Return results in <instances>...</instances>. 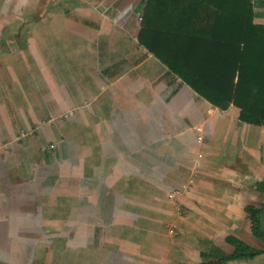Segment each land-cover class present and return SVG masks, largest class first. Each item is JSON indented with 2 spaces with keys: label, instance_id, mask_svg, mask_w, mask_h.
I'll use <instances>...</instances> for the list:
<instances>
[{
  "label": "crops",
  "instance_id": "0c3cea01",
  "mask_svg": "<svg viewBox=\"0 0 264 264\" xmlns=\"http://www.w3.org/2000/svg\"><path fill=\"white\" fill-rule=\"evenodd\" d=\"M25 1L26 13L33 10L35 0ZM107 1L100 2L99 10L94 6L75 7L74 12L82 13L63 14L54 25L48 21L50 15L48 20L39 18L41 24L35 22L37 26H30L22 34L24 42L13 26L23 20L33 25L29 22L35 18L34 12L27 17H23L24 12L6 14L3 7L9 0H0L2 36L7 37L27 81L19 91L14 68L11 71L7 66L9 77L2 68L0 144L11 138L10 132L22 135L23 142L10 144L15 153L21 152L29 160L35 156L37 145L46 146L44 153H37L49 166L43 185L49 186L53 180L59 185L54 187L52 197L42 194L47 199V213L54 215L47 214L44 222L40 218L32 227L57 225L54 231L60 237L51 241L58 240L61 246L59 251H45V255L40 252L37 260H31L34 264H51L46 262L67 259L62 251L70 250L73 253L65 254L79 258V264H264V253L227 260L236 252L264 249L263 241L253 233L257 224L264 231V126L241 123L234 107L226 111L213 108L168 74L166 67L138 43H132L129 35L117 32L112 25L118 16H106ZM253 10L254 22L264 25V0H258ZM7 30L9 36H5ZM51 38L67 47L74 41L72 51L81 42L84 51L92 46L101 52L122 53L114 62L115 57L109 55L97 62L79 54L97 85L100 99L104 97L108 107L98 102L87 113H73L71 125L57 118L79 110V105L69 109L66 100L55 97L60 92L51 85L49 65L57 58L55 48L49 47ZM19 39L21 43L16 42ZM107 40L118 41L119 45L107 48L102 44ZM16 43L18 47L12 48ZM3 57L1 52V65ZM6 59L10 62L12 56ZM55 66L59 72L64 69V63L59 61ZM137 85L138 90L134 87ZM14 93L23 101L24 96L31 99L35 107L38 99L40 118L23 117L16 128L13 116L19 115V108ZM74 96L77 98L73 102L79 101ZM43 114L53 117L49 123L55 124L57 130H47ZM36 118L42 127H36ZM51 143L55 144L53 155L60 162L51 163ZM24 175H20L23 180ZM189 180L193 182L188 192L177 195L174 201L168 199L170 192L181 189ZM58 193L68 200L79 197L77 204L68 207V214L57 211L54 198ZM250 207L262 209L257 224L246 212ZM68 238L71 247L79 246V257L74 252L77 248L65 246ZM3 259L0 264H24V259L14 253L9 255L11 262Z\"/></svg>",
  "mask_w": 264,
  "mask_h": 264
},
{
  "label": "rangeland",
  "instance_id": "374dc122",
  "mask_svg": "<svg viewBox=\"0 0 264 264\" xmlns=\"http://www.w3.org/2000/svg\"><path fill=\"white\" fill-rule=\"evenodd\" d=\"M102 0H35V4L33 6V10H30L29 12H34V19L31 20L29 23H33V25H29L28 22L22 21L16 25L13 26V29H15V32L18 33V36L20 38L24 39L25 36L22 34L27 31V29L30 26H37V24L34 25L35 22H38V24H41V21L47 19V15L51 16L50 21L53 25L58 23V17L63 16V14L66 15H77L82 12L79 11H73L75 7L81 8H90L93 6L97 7L95 10H99V6L102 5L100 2ZM144 0H108L106 3L107 8V15L109 18L110 16H118L115 18V23H113L112 26L117 29V32L120 35H125V37L130 36L131 42H136L137 44V32L139 30V23H140V8L143 4ZM28 7V3H26L25 0H9L8 3H4L3 12L6 14L9 13H20L23 14L24 11H26ZM89 9V10H92ZM29 10V9H28ZM83 11V10H81ZM29 12H24L23 17H27L26 15L29 14ZM87 12V11H84ZM106 12V11H105ZM44 16V17H43ZM14 17V16H13ZM111 17V18H112ZM15 19L16 16L14 17ZM39 18H42V20L39 22ZM5 23V22H2ZM4 26V25H3ZM0 27V57L1 52L4 55V59H2V65L0 73L2 75V68L3 71L7 72L5 73V77L8 76V65L10 66V69L12 71V67L14 68V72L16 75H18V89L19 91H22L21 86L25 88L27 81L26 78L23 76V73L21 70L19 71V66L17 64V61L15 60V57L13 55V51L10 50V44L6 40L7 37L2 36V28ZM127 28V29H125ZM125 29V31H124ZM19 31V32H18ZM10 31H5V36H9ZM21 34V35H20ZM116 38V37H115ZM120 41L123 40L122 36L117 37ZM80 39V38H79ZM17 43H21V39ZM24 42H26V39H24ZM66 42V41H65ZM63 42V43H65ZM15 44V46L17 45ZM58 41H54V39L51 38L50 41V48H55L56 51H54L55 56H57L56 61L53 62V64L49 65V71L51 72V75L53 76V83H51L52 86H55V91H59L60 93L56 94L55 97H62L64 100H66L67 107L69 109L75 108L77 105H79V110H75L73 112H69L67 114H63L64 116H58L57 118H61L63 121L68 120V125H71V122L74 123V114H84L85 112H89L91 108L94 107L95 104H98V102L105 104L106 107H108L107 100L103 97L100 99V94L97 89V85L94 84L93 79L91 76H89V73L85 70L83 63L81 62V59H79V54L88 55L92 58H94L97 62H101L102 58L105 55H109L112 57H115V59L112 60V62L117 60V57H121V54L116 55L114 52H101L97 50V48H94L92 46H87V50L84 51V47L81 45L83 43L79 42V48L74 49L75 42L70 41V47H67L65 44L64 46L56 44ZM118 41H115L114 43L110 40H107L103 42L102 44H107V48H114L118 46ZM12 45V44H11ZM12 48H17L18 46ZM83 47V49H81ZM101 49H104L103 46H101ZM54 50V49H53ZM53 50L50 51V53L53 55ZM17 55L16 53H14ZM12 56V61H8L6 59L7 57ZM65 58L66 60H64ZM106 58V56H105ZM58 61L61 63H64V69L61 70V72L57 71V65ZM68 61V62H66ZM111 71V70H110ZM124 73V72H123ZM120 76V75H119ZM140 77V76H139ZM143 77V75H142ZM141 78V77H140ZM148 86V85H147ZM136 90L139 89V85L134 86ZM28 93L30 94L29 87ZM32 93V92H31ZM7 95L12 96V94H9L7 91ZM77 95L79 98V101L73 102L77 97L74 96ZM15 98H17L18 102V110L19 115H15L16 123L23 119V117L28 116L36 117L38 116L39 107L36 103V107L34 106V103L31 99L28 98V100L25 97V101L16 93H14ZM73 96V97H72ZM33 97V95H31ZM75 98V99H74ZM51 101V100H50ZM25 113L23 115L22 111ZM83 110V111H80ZM14 112V111H13ZM43 120L45 119L46 123L44 124L45 127L49 132H53L57 130L55 127V124L49 123L52 121L53 117L50 115L43 114ZM39 117V116H38ZM92 118V115H90ZM40 118V117H39ZM31 121V120H30ZM13 122V121H12ZM36 127H42L43 125L39 121L38 118H36ZM44 122V121H43ZM48 122V123H47ZM72 123V124H73ZM19 124H15V127L17 128ZM3 124H0V130L3 129ZM70 127V126H68ZM81 129L83 128L82 125H80ZM67 131L69 133L70 129L68 128ZM25 134V133H24ZM39 134H42V129H39ZM87 134L89 137H91V128H88ZM22 136V135H21ZM21 136L14 134L12 135V132H10V137L5 139V143L3 145L0 144V259H3L5 263H9V255L10 253H14L15 255L19 256V258H23L24 260L22 263L24 264H34V261L31 260L38 258V253L42 252L41 255H45V251H59L58 248L61 246L60 242L56 240L55 242H52L51 239L53 238H59L60 236L56 231H54L57 228V225L55 224L51 225V223L47 226L42 225V227L34 228L32 227V224L38 223L40 218H43L42 222L46 220V216L48 215H54L52 212L47 213L46 207H47V199L43 198L45 194L47 196L52 197L55 193L53 192L54 187L59 186L58 183H56L54 180L49 185L47 181V185L44 186V178H47L48 175H45V169L48 163L46 160L43 159V156L41 155L40 158L38 157L37 153L42 154L46 151L45 147H39L37 145L35 156L32 159L25 158L24 154L19 152L15 153L12 147L11 142L13 141H21L23 142L24 138H21ZM84 137V136H83ZM1 141V137H0ZM85 142V141H84ZM86 143V142H85ZM50 144V143H49ZM52 146H48L49 154L52 155L51 157V163L56 161L60 162L58 158L54 157V146L55 144L51 143ZM92 144V142H91ZM27 149V148H26ZM16 155H19L17 158ZM71 156V155H70ZM6 157L8 159H6ZM72 157V156H71ZM70 157V160H71ZM15 159H17L15 161ZM57 159V160H55ZM11 163H9V161ZM14 162V163H13ZM28 162H30L28 167ZM18 163V164H17ZM19 167L22 170H14V168ZM48 170V169H47ZM16 171L17 173H14ZM21 171V173H20ZM26 172L28 174H26ZM25 174V175H24ZM20 175H24V180L22 177L20 178ZM30 176V177H28ZM38 178V179H37ZM43 194V196H42ZM61 193H58L55 195V202L57 204V211H61L62 213L66 212L68 207H73V205L77 204L79 202V197L76 199L68 200L66 195L62 198ZM73 201V202H72ZM72 202V203H71ZM71 203L70 205H68ZM50 206V205H49ZM45 210V211H44ZM68 214V213H67ZM61 215V214H60ZM46 224V223H45ZM53 230V231H51ZM41 236V238H39ZM43 240V241H42ZM42 241V242H40ZM68 241L65 246L68 248H71L74 250L75 254H78L79 257V246L71 247ZM14 251V252H12ZM64 257L67 259H61V260H53V261H47L46 263L51 264H79V258H75L73 256H69L65 253H73L70 250L62 251ZM11 262V261H10ZM44 262V261H43ZM43 264V263H40Z\"/></svg>",
  "mask_w": 264,
  "mask_h": 264
},
{
  "label": "trees",
  "instance_id": "16d2710c",
  "mask_svg": "<svg viewBox=\"0 0 264 264\" xmlns=\"http://www.w3.org/2000/svg\"><path fill=\"white\" fill-rule=\"evenodd\" d=\"M257 2L144 0L137 43L213 108L234 107L241 123L262 127L264 25L254 22ZM261 210L246 212L257 224ZM253 233L264 243L258 224ZM262 253L236 252L227 260Z\"/></svg>",
  "mask_w": 264,
  "mask_h": 264
},
{
  "label": "built area",
  "instance_id": "2783aa9c",
  "mask_svg": "<svg viewBox=\"0 0 264 264\" xmlns=\"http://www.w3.org/2000/svg\"><path fill=\"white\" fill-rule=\"evenodd\" d=\"M257 0H252V3H256ZM202 137H198L197 140H201ZM192 180H189L188 183L186 185H184L183 187H181V189H178L177 191H173V192H170L168 194V199L171 200V201H174L175 197L179 194H185L186 192H188V189L190 188V185L192 184Z\"/></svg>",
  "mask_w": 264,
  "mask_h": 264
}]
</instances>
